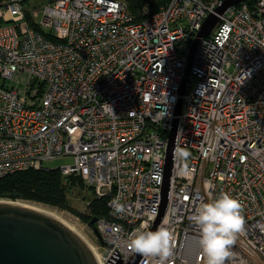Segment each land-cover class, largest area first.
<instances>
[{
  "label": "built area",
  "instance_id": "2783aa9c",
  "mask_svg": "<svg viewBox=\"0 0 264 264\" xmlns=\"http://www.w3.org/2000/svg\"><path fill=\"white\" fill-rule=\"evenodd\" d=\"M247 1L199 38L187 75L190 48L224 0H169L139 20L118 0H52L29 18L26 0H0V179L71 157L60 173L108 197L95 223L102 264L115 254L126 264L129 236L158 217L176 126L174 150L190 155L173 150L157 226L175 235L165 264H206L192 216L222 192L244 220L225 264H264V0Z\"/></svg>",
  "mask_w": 264,
  "mask_h": 264
},
{
  "label": "water",
  "instance_id": "95a60500",
  "mask_svg": "<svg viewBox=\"0 0 264 264\" xmlns=\"http://www.w3.org/2000/svg\"><path fill=\"white\" fill-rule=\"evenodd\" d=\"M246 0H224L216 14L209 15L190 48L187 75L199 38H206L218 23V16ZM184 90H181L183 94ZM180 113V102L177 114ZM176 126L171 130L165 159L164 180L161 189L159 214L149 231H155L167 206V196L172 171ZM96 217L88 226L97 242L104 246L95 228ZM110 249L111 246L107 245ZM143 255L134 253L126 264H138ZM0 264H99L88 245L66 223L41 210L0 200ZM107 264H123L116 254Z\"/></svg>",
  "mask_w": 264,
  "mask_h": 264
},
{
  "label": "clouds",
  "instance_id": "9594fccd",
  "mask_svg": "<svg viewBox=\"0 0 264 264\" xmlns=\"http://www.w3.org/2000/svg\"><path fill=\"white\" fill-rule=\"evenodd\" d=\"M175 155L187 161L190 153L177 146ZM187 170L185 164L182 171ZM114 213H123L124 205L118 200L110 203ZM192 221L198 226L199 244L206 264H225L230 257L231 246L236 236L243 230L242 204L227 192L202 203L192 216ZM147 224H142L128 238V247L141 255L159 258V264L165 262L174 254L176 240L173 231L165 224L155 231H146Z\"/></svg>",
  "mask_w": 264,
  "mask_h": 264
},
{
  "label": "trees",
  "instance_id": "16d2710c",
  "mask_svg": "<svg viewBox=\"0 0 264 264\" xmlns=\"http://www.w3.org/2000/svg\"><path fill=\"white\" fill-rule=\"evenodd\" d=\"M125 1L128 3L130 12L139 20L158 12L169 0ZM247 3L252 6L254 0H248ZM74 187L78 190L84 188V183L79 176H63L58 168L30 169L0 179V199H21L66 209L70 207L67 200L68 192ZM107 201L108 197L98 199L90 192L87 208L92 217L99 219L107 216Z\"/></svg>",
  "mask_w": 264,
  "mask_h": 264
},
{
  "label": "rangeland",
  "instance_id": "374dc122",
  "mask_svg": "<svg viewBox=\"0 0 264 264\" xmlns=\"http://www.w3.org/2000/svg\"><path fill=\"white\" fill-rule=\"evenodd\" d=\"M51 1L52 0H26L27 17L29 18L30 9L34 7L36 8L39 6H43ZM121 1L125 2L128 5V3L125 0H121ZM71 163H72L71 157H60L55 160L44 162L43 166L44 168L47 169H56L63 167L65 165H69ZM87 189L88 188L85 186V184L82 190L75 189V187L72 188L67 195V200L71 208L67 207L66 209H60L42 203L26 201L21 199H17V200L0 199V200L10 201V202H29L62 213L66 219L72 221V223H74L78 227L79 231L81 232L86 242L90 244L92 247H94L99 254H101L102 250L98 248L99 244L95 239V237L93 236L91 228L88 226V222L93 217L91 215L89 208H87L88 199L90 198V192H91L90 190L89 192Z\"/></svg>",
  "mask_w": 264,
  "mask_h": 264
},
{
  "label": "bare ground",
  "instance_id": "6f19581e",
  "mask_svg": "<svg viewBox=\"0 0 264 264\" xmlns=\"http://www.w3.org/2000/svg\"><path fill=\"white\" fill-rule=\"evenodd\" d=\"M15 204L18 205H22V206H26V207H30V208H34L37 210H41L45 213H48L56 218H58L59 220H61L62 222L66 223L70 228H72L80 237L81 239L88 245V247L90 248V250L92 251L93 255L95 256V258L97 259V261L99 262V264H102V260H101V256L98 253V251L92 247L90 244H88L86 242V240L84 239V237L82 236L81 232L79 231L78 227L72 223V221H69L68 219H66L62 213H59L57 211L51 210L49 208H45L41 205H37V204H33V203H29V202H14Z\"/></svg>",
  "mask_w": 264,
  "mask_h": 264
}]
</instances>
